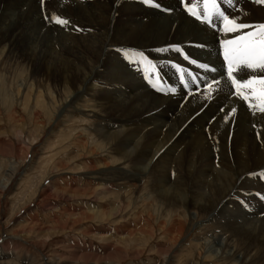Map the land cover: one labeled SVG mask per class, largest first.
I'll list each match as a JSON object with an SVG mask.
<instances>
[{"label": "bare ground", "instance_id": "1", "mask_svg": "<svg viewBox=\"0 0 264 264\" xmlns=\"http://www.w3.org/2000/svg\"><path fill=\"white\" fill-rule=\"evenodd\" d=\"M220 7L244 22H264V5L253 0ZM53 16L70 23L58 25ZM221 29L218 20L190 15L185 0H0V52L18 53L34 74L62 79L71 95L61 106L90 92L105 110L94 129L104 147L70 135V148H81L73 163L83 171L117 164L130 177L148 175L162 205L210 214L222 234L245 240L244 257H236L219 238L222 257L248 264L256 248L264 255V113L235 94L223 41L240 33ZM240 75L264 79L260 70ZM49 106L36 108L58 109Z\"/></svg>", "mask_w": 264, "mask_h": 264}, {"label": "rangeland", "instance_id": "2", "mask_svg": "<svg viewBox=\"0 0 264 264\" xmlns=\"http://www.w3.org/2000/svg\"><path fill=\"white\" fill-rule=\"evenodd\" d=\"M57 28L50 32L54 42ZM5 51L0 52V264H235V255L221 256L219 238L226 239L223 249L244 257L247 242L222 234L210 214L162 205L148 175L130 177L117 164L83 171L80 161L73 163L81 148H70V135L81 133L85 143L102 146L94 129L105 110L90 92L80 103L69 99L61 106L71 95L63 92L62 79L34 74L18 53ZM38 102L58 109L38 110ZM247 258L248 264H264L261 248Z\"/></svg>", "mask_w": 264, "mask_h": 264}, {"label": "snow or ice", "instance_id": "3", "mask_svg": "<svg viewBox=\"0 0 264 264\" xmlns=\"http://www.w3.org/2000/svg\"><path fill=\"white\" fill-rule=\"evenodd\" d=\"M146 3H153V0H145ZM254 3L264 5V0H253ZM221 3L235 6L239 0H185V8L190 15H193L197 20L213 24L215 21H220L222 24V31L228 33H240L234 39H225L223 46L225 49V60L228 62V79L235 89V94L242 100L248 103L249 109H257L260 113H264V79H244L240 73H246L251 70L253 73L260 70L264 72V22L258 24H251L240 20L238 17L231 16L226 10H222ZM199 5H202V10ZM159 6V5H155ZM52 20L61 26H67L70 21L62 19L59 16H53ZM248 30V31H245ZM142 58L141 62L146 59L143 53L139 54ZM188 59V57H185ZM196 63V61H191ZM150 63V62H149ZM243 66V67H241ZM201 67L209 70L207 65ZM152 71H155V66H152ZM179 70V69H178ZM215 71V69H210ZM181 78L185 73L180 70ZM234 73H237L234 75ZM189 75H191L189 73ZM195 79V77H193ZM259 85V88L253 87ZM211 88V84H209ZM244 89H252V94H246ZM211 96V92L209 93ZM255 100V103L252 101ZM235 115V109L232 110ZM264 199V197H261Z\"/></svg>", "mask_w": 264, "mask_h": 264}]
</instances>
